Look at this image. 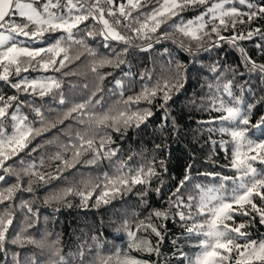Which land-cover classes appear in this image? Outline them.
<instances>
[{
    "label": "snow or ice",
    "instance_id": "snow-or-ice-1",
    "mask_svg": "<svg viewBox=\"0 0 264 264\" xmlns=\"http://www.w3.org/2000/svg\"><path fill=\"white\" fill-rule=\"evenodd\" d=\"M196 9L200 10L195 16L185 18L184 13ZM257 19H264V0H0V83L15 90L12 95L0 94V182L14 178V183L0 188V205H5L0 211V261L8 264V245L23 246L28 243L40 246L37 240L25 236V232L34 227L31 218L38 221L39 212L34 211L33 207L36 186L61 179L65 171H70L77 164L99 166L107 160L111 171L95 177L99 183H93V179L89 178L83 181V190L68 187L46 196L44 203L64 201L67 195L73 193L86 200L96 189H102L97 196V203L102 201L107 204L111 199L141 186L142 190L137 194L148 210V216L134 225L127 221L122 225L127 236L126 247L130 251L159 255L158 245L153 246L150 240L139 233L151 229L162 241L163 236L152 224L153 218H178L188 237H202L194 245L200 251L192 257L177 249L182 264H264V239H251V233L245 231L256 222L257 217L259 224L264 225V138L253 139L248 135L252 128H264V116L252 124L250 116L256 104L245 102L242 85H236L241 95L234 93L235 77L245 74L239 71V66L227 68L232 79L223 84L220 83L224 76L223 67L218 62L210 66L209 71L215 74L216 82L207 84L209 92L213 94L208 96L209 103L206 107L202 105V110L216 115L200 122L211 125L207 131L214 147L218 145L227 154L228 145H232L230 161L224 165L232 174L203 173L214 182L196 183L194 188L198 195L187 198L181 189L186 187L192 177L185 174L168 196L165 208H151L145 199L153 190L161 194V187H152L154 178L159 177L155 159L135 167L129 163L133 160L132 156L126 160L118 159L119 149L112 146L116 143L113 135L122 138L129 129L145 124L155 115L153 108L163 111L162 121L166 125L171 120L175 131L177 126L175 117L169 111V101L173 95L180 93L187 82L186 65L176 62L170 77L157 81L151 87L144 86L136 95L122 99L113 106L104 108L101 105L99 111L82 112L93 103L91 99L87 103L76 104L64 113L63 118L45 128L33 127L28 115L22 111L26 106L43 121L41 109L27 99H20L21 94L43 99L54 90H59L61 83L55 76L32 77L30 74L60 73L70 63L80 60L85 53L97 57L89 40H99L105 49H111L113 42L124 46L119 52L113 50L112 57L103 56L94 60L93 72L105 66L119 68L126 63L124 57L132 47L147 51L154 44L170 41L193 58L227 44L240 52L241 64L247 73L258 74L264 80V63L253 60L239 43L257 35L264 38V30L260 27H249L247 31L238 29V25H251ZM228 32L231 34H224ZM46 38H52L54 42L47 46H35ZM136 41H142L146 46L136 44ZM77 47L79 51L74 52ZM257 47L261 46L258 44ZM111 75V72L99 74V79L103 81ZM146 75H142L141 79ZM115 84L117 88H123L121 80L117 79ZM97 91L102 89L98 88ZM120 94L123 97V91ZM58 102L65 103L62 93ZM142 103L146 107H139ZM95 104H101V100H96ZM73 113L87 115V121L81 118L79 123L87 124L88 131L77 132L75 140L78 143L62 145L63 151L49 158L50 161L59 162L54 171H43L46 167L43 157L39 163L21 159L19 167L15 166L14 158L20 157L21 153L30 156L37 151V147H29L32 140L56 127L57 123L75 119ZM213 133H218L221 139L213 140ZM69 151L71 156L66 158L65 153ZM84 156L89 158L84 160ZM8 161L14 162L10 164ZM160 165H163V161ZM187 171H191V166ZM21 192L31 194L34 199L21 200L16 205V195ZM17 206L26 210L29 223L21 232L10 236ZM240 216L248 217V222L237 223V217ZM120 234L118 229L116 235ZM173 244H176L175 240ZM119 251L118 247L116 264H151L148 260L130 255L121 260ZM55 255L59 259L52 261V264H68L59 252ZM111 259L109 256L100 264H109ZM11 260L12 264H20L19 253L12 252ZM31 264H36V261L32 260Z\"/></svg>",
    "mask_w": 264,
    "mask_h": 264
},
{
    "label": "trees",
    "instance_id": "trees-1",
    "mask_svg": "<svg viewBox=\"0 0 264 264\" xmlns=\"http://www.w3.org/2000/svg\"><path fill=\"white\" fill-rule=\"evenodd\" d=\"M237 7L242 8L240 5ZM199 10L186 12L184 16L191 18ZM243 10L246 11L247 9ZM249 27H260L264 30V19H257L251 25H238V29L243 28L245 31ZM224 34L230 35L231 33ZM52 42H54L52 38H46L42 43L35 46H47ZM88 43L96 50L97 57L94 58L85 53L80 60L70 63L60 73L30 74L32 77L52 75L61 83L59 90H54L51 95L43 99L39 96L26 97L23 94L20 95L21 100L27 99L39 107L43 113L44 120L41 121L30 108L26 106L22 108V111L32 121L33 127L45 128L46 125L63 118L64 113L74 105L87 103L90 99L93 103L82 110L83 113L99 111L101 105L104 108L113 106L122 99L136 95L144 86L151 87L157 81L170 77L176 62H180L187 66V82L180 93L173 95V99L169 101V111L171 116L175 117L176 130L173 131L171 120L167 121L166 125L164 124L161 119L164 115L163 111L153 108L155 115L145 124L139 128L129 129L122 138L113 135L116 143L112 146L119 149L117 158L126 160L128 156H132L133 160L129 163L133 167L155 159L159 177L154 178L152 187L153 189L161 187V194L158 195L153 190L145 197L151 208H165L168 196L179 185L185 174H190L192 177L186 187L181 189L185 198L198 195L194 188L196 183L211 184L214 182L211 177L202 175L203 173L232 174L224 167L230 161L232 145H228L227 154L218 145L214 147L209 141L210 134L207 131V127L211 125L200 122L209 120L211 115H216L202 110V105L206 107L209 103L208 96L213 94L209 92L207 84L216 82L215 74L211 73L209 68L217 62L224 69V76L220 80L221 84L232 79L231 73L227 72L228 67L239 66V71L245 73L243 77L239 75L235 77L233 91L236 95H241V90L236 85H242L245 102L256 104L250 116L251 123H257L264 116V80L258 74L247 73L241 64V54L237 49L224 44L221 48L202 52L193 58L170 41H165L154 44L147 51H140L138 47H132L124 57L126 63L119 68L105 66L93 72L94 60L103 56L112 57L113 50L119 52L124 46L113 42L111 49H105L99 40L95 42L89 40ZM135 43L146 46L142 41ZM239 43L253 60L257 63H264V38L257 35L251 40H244ZM258 44L261 47H257ZM165 48L168 49L167 52L164 51ZM73 51H79V48L77 47ZM109 72L112 73L111 76H107L103 81L99 79V74ZM124 73L128 74L124 75ZM144 74L147 75L141 79ZM117 79L121 80L122 89L117 88L115 84ZM98 88L102 91H97ZM14 91L0 83V94L12 95ZM121 91H123V97H121ZM61 93L65 99L64 104L58 102ZM93 93L96 95L93 96ZM96 100H101V104H95ZM257 101L260 103H256ZM139 107H146V105L142 103ZM73 117L76 118L66 119L62 124L57 123L56 127L44 131L42 135L32 140L29 147H37V151L31 153L30 156L21 153L20 157L14 158L15 166L19 167L21 159L39 163L43 157L46 165L43 171H54L59 162L50 161L49 158L58 151H63L62 145L78 143L75 140L77 132L88 131L87 124L79 123L81 118L87 121V115L73 113ZM9 131H11L10 128ZM250 131L255 132L259 138H264V128H252ZM211 138L213 140L221 139L218 133L211 134ZM223 138L228 139V137ZM48 141H52V143H48ZM157 145L161 147L157 148ZM70 156V151L65 153L66 158H70ZM88 158L89 156L82 157L84 160ZM14 161H8V163L11 164ZM161 161H163L162 166L160 165ZM189 166H191L190 172L187 171ZM257 167L260 166L257 165ZM105 171H111L107 160L99 166L90 167L77 164L70 171H65L61 179H53L47 185L36 186L33 207L34 211L38 210L39 212L38 221L34 217L31 218L34 227L28 229L25 236H31L40 243V246L28 243L23 246L8 245V264H12V252L19 253L20 264H31L32 260H35L36 264H52V261L59 259L55 255L56 252L64 256L68 264H100L109 256L112 257L109 264H116L118 247L120 249L119 259H121L122 254H127L148 260L151 264H182L177 249L187 253L190 257L200 250L194 245L202 237H188L178 218L168 220L153 218L152 224L163 236L162 241L151 232V229L139 233L141 237L150 240L153 246L158 245L159 255L130 251L128 248L125 250L127 236L122 228L124 222L127 221L130 225H134L145 220L148 216V210L137 194L142 190L141 186H137L132 192L111 199L107 204L102 201L97 203V196L102 189H96L92 196L86 200H82L79 195L73 193L67 195L64 201L44 203L46 196L61 192L65 188L72 187L83 190V181L89 178L93 179V183H99L95 177ZM12 183H14V178H9L6 182H0V188L7 187ZM33 199L31 194L21 192L17 193L14 203L19 205L21 200ZM4 208L5 205H0V211H3ZM248 219V217L243 216L237 217V223H247ZM258 219L257 217L256 222L245 229L251 233V239H264V225L259 224ZM28 223L29 218L26 210L18 206L15 207L13 225L10 227L9 235L12 236L21 232ZM118 229L120 235H116ZM174 240L176 244H173ZM81 253H83V259H81ZM0 264H3V261H0Z\"/></svg>",
    "mask_w": 264,
    "mask_h": 264
},
{
    "label": "rangeland",
    "instance_id": "rangeland-1",
    "mask_svg": "<svg viewBox=\"0 0 264 264\" xmlns=\"http://www.w3.org/2000/svg\"><path fill=\"white\" fill-rule=\"evenodd\" d=\"M37 47H39V46H37ZM248 135H249L250 137H252L253 139H260V138L258 137V135H256L255 132L253 133L252 131H249ZM122 247H123V246L121 245V248H122ZM126 249H127V247L125 248V250H126ZM199 251H200V250H198L197 252H195V254L198 253ZM195 254H194V255H195ZM194 255H193V256H194ZM125 256H129V255H127V254H122V255H121V260H123Z\"/></svg>",
    "mask_w": 264,
    "mask_h": 264
}]
</instances>
